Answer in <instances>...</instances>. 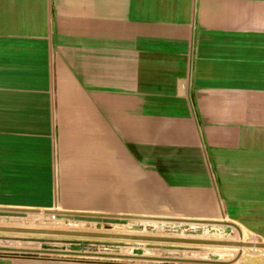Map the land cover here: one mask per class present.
I'll return each mask as SVG.
<instances>
[{"label": "crops", "instance_id": "obj_1", "mask_svg": "<svg viewBox=\"0 0 264 264\" xmlns=\"http://www.w3.org/2000/svg\"><path fill=\"white\" fill-rule=\"evenodd\" d=\"M18 215L264 242V0H0V217ZM1 245L0 264H179Z\"/></svg>", "mask_w": 264, "mask_h": 264}, {"label": "rangeland", "instance_id": "obj_2", "mask_svg": "<svg viewBox=\"0 0 264 264\" xmlns=\"http://www.w3.org/2000/svg\"><path fill=\"white\" fill-rule=\"evenodd\" d=\"M18 216L0 217V226H13L24 228L70 230L94 233L129 234L142 236H157L171 238H195L206 240H220L239 242L238 232L233 227L224 225H208L191 222L152 221L140 219L134 221H108L98 224H73L46 222H22ZM13 240H41L46 242L82 243L92 251L94 260L128 259L133 256L139 263L161 262L169 260L179 264H236L240 259L263 255L264 251L255 249H239L235 247L190 246L164 243H148L118 240H102L87 238H67L55 236L18 235L0 233V254L7 250L1 245ZM244 242H257L242 239Z\"/></svg>", "mask_w": 264, "mask_h": 264}, {"label": "water", "instance_id": "obj_3", "mask_svg": "<svg viewBox=\"0 0 264 264\" xmlns=\"http://www.w3.org/2000/svg\"><path fill=\"white\" fill-rule=\"evenodd\" d=\"M140 219H148L152 221H170V222H180V223H184V222L203 223L208 225L211 224L226 225V226L234 227L236 228V230H238V228L235 225L229 223H219V222L215 223V222H204V221H196V220L163 219V218H147V217H141ZM0 233L148 242V243H164V244L190 245V246L235 247L239 249H255V250L264 251V242H244L242 238H240L239 242H229V241L206 240V239H195V238H171V237L142 236V235H129V234L94 233V232H80V231H70V230L24 228V227H13V226H0Z\"/></svg>", "mask_w": 264, "mask_h": 264}]
</instances>
